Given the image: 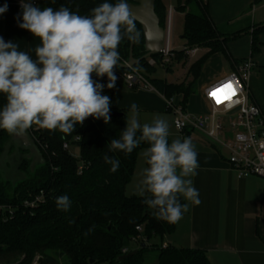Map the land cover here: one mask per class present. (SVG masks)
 <instances>
[{
  "label": "trees",
  "instance_id": "trees-1",
  "mask_svg": "<svg viewBox=\"0 0 264 264\" xmlns=\"http://www.w3.org/2000/svg\"><path fill=\"white\" fill-rule=\"evenodd\" d=\"M194 1H197L201 14L189 9ZM103 2L105 0H39L36 5L54 9L63 5L87 15ZM108 2L115 3L116 0ZM127 2L130 4L134 0ZM155 9L161 26L165 28L167 10L161 0H156ZM177 10L184 13L185 46L192 50L194 47L207 49L189 69L188 73L193 78L191 82L173 84L162 79H147L149 74L156 73L157 67L150 66L143 59L146 55L145 37L139 24L140 42L132 44L125 39L119 46V52L121 63L128 62L133 47V57L140 61L134 69L145 76L166 100L182 96L180 106L186 110L190 98L197 93L204 65L219 53L228 60L227 43L239 35L227 37L218 31L209 16L206 0H179ZM262 33L264 28H255L250 33L252 56L260 52L259 36ZM222 38L224 41H221ZM187 54L174 53L173 61L163 70L173 72V64L187 61ZM155 59L158 61L159 57ZM129 71L116 68L115 74ZM93 79L105 85L108 82L106 77L101 79L95 74ZM115 91V87H105L103 94L112 101ZM5 103L6 97L0 94V107ZM111 112L122 115L111 118L107 124L103 119L89 117L68 135L40 129L35 125L27 130L32 131L43 163L34 166L31 159H24L18 169L23 178L17 182L7 180L0 172V207H4L0 209V264H35L38 258L43 259L41 264H149L150 251L157 252L155 264H212L202 250L171 245L164 249V239L175 232L178 222L168 223L156 219L152 210L144 204L143 197L126 195L138 156L148 145L141 143L128 155L109 151L108 143L113 138H119L126 127L125 111L114 109L111 103ZM11 139L12 135L0 130V158ZM65 143L81 150V163L74 158L71 150L64 149ZM10 151L13 153L14 147ZM105 154L120 160L117 172H110V165L103 159ZM79 167H82L81 174ZM41 193L44 194L41 203L34 208L25 206L26 201H32ZM64 194L72 201L68 212L58 210L55 204L56 197ZM7 208L14 210L12 218ZM139 226L142 227L140 234L137 232ZM89 228H93L90 233ZM138 236L141 238L135 243L133 240ZM125 249L126 254L123 253Z\"/></svg>",
  "mask_w": 264,
  "mask_h": 264
},
{
  "label": "clouds",
  "instance_id": "clouds-1",
  "mask_svg": "<svg viewBox=\"0 0 264 264\" xmlns=\"http://www.w3.org/2000/svg\"><path fill=\"white\" fill-rule=\"evenodd\" d=\"M20 8L18 26L40 43L33 58L0 36V94L6 97L0 107V130L22 136L35 125L68 135L89 117L109 123L112 101L103 93L105 87L116 85L119 46L125 39L138 44L141 37L127 0H105L87 15L63 5L41 8L34 0H20ZM7 10L6 3L0 6V14ZM93 74L106 77L107 84L94 80ZM169 136L167 119L156 115L151 123H141L139 106L133 102L125 129L108 146L111 152L128 155L141 143L148 145L142 152L147 166L142 169L137 195L156 219L177 223L189 210V202L201 203L193 180L199 161L190 137L169 142ZM103 159L110 172L118 171L119 159L107 154ZM55 204L68 212L72 201L64 194L56 197Z\"/></svg>",
  "mask_w": 264,
  "mask_h": 264
},
{
  "label": "crops",
  "instance_id": "crops-1",
  "mask_svg": "<svg viewBox=\"0 0 264 264\" xmlns=\"http://www.w3.org/2000/svg\"><path fill=\"white\" fill-rule=\"evenodd\" d=\"M206 1L209 16L218 31L227 37L239 36L227 43L228 60L219 53L204 65L205 68L210 64H220L224 70L207 81L200 82V77L198 94L190 98L186 111L192 115L209 114L210 109L203 96L204 88L235 72L245 60L252 59L254 69L250 80V100L264 112V33L259 36L260 52L254 56L250 35L255 28L264 25V0ZM5 3L8 10L0 14V36L5 41L17 43L20 50L29 52L35 58L34 49L40 41L18 26L20 0H0V6ZM185 44L184 40L179 47ZM115 88L112 106L125 111L126 117L130 115V105L135 102L139 106L141 123H151L154 116L160 115L172 124L166 99L158 91L131 90L124 84H116ZM181 101L182 96L174 98L177 105ZM221 120L225 122L227 118ZM177 134L179 138H184L181 133ZM185 137L192 139L198 152L199 168L193 180L201 203L193 205L189 202V210L164 243L202 250L212 264H264V180L256 176L238 178L228 164V151L205 132H189Z\"/></svg>",
  "mask_w": 264,
  "mask_h": 264
},
{
  "label": "built area",
  "instance_id": "built-area-1",
  "mask_svg": "<svg viewBox=\"0 0 264 264\" xmlns=\"http://www.w3.org/2000/svg\"><path fill=\"white\" fill-rule=\"evenodd\" d=\"M38 1L34 0V3L37 4ZM174 14V9L167 12L165 38L162 52L158 56L159 60L155 58L147 60L152 67L163 68L174 59ZM253 69V60L247 59L236 68L235 72H231L204 88L203 96L209 106V114L192 115L180 105L175 104L174 100H166V105L167 111L172 115L173 128L183 137L189 132H205L219 146L228 151V164L236 172L238 178L256 176L264 180V115L263 111L250 100V80ZM116 76L118 77L116 84H124L128 89L155 90L145 76L134 68ZM223 118H227L228 122H223L221 120ZM227 128L230 131H227ZM28 132L33 137L32 131ZM64 149L70 151L71 144L65 143ZM79 173H82V167H79ZM43 199L44 194L41 193L32 201H26L24 204L34 208ZM7 209L8 215L12 218L14 210ZM137 232L142 233V227H137ZM139 238L141 237L138 236L133 241L136 243ZM168 246L164 243L163 248L166 249ZM123 253L126 254L127 250H123Z\"/></svg>",
  "mask_w": 264,
  "mask_h": 264
},
{
  "label": "rangeland",
  "instance_id": "rangeland-1",
  "mask_svg": "<svg viewBox=\"0 0 264 264\" xmlns=\"http://www.w3.org/2000/svg\"><path fill=\"white\" fill-rule=\"evenodd\" d=\"M161 1H162V4L165 6L167 12H169L170 9L175 10V14L173 15V25H174L173 41H174L175 48H178L184 42V39H183L184 30H185L184 13L177 10L178 6H179V0H161ZM184 2H183V4H184ZM189 9L192 10V12H194L196 14L202 13L199 9V5L197 4V1H194L193 3H191L189 5ZM206 52H207V49H203V48L191 50L187 54V56H188L187 61H183L181 63H174L173 64V66L171 67L173 72L167 73V72H165V70H163V68L157 67L156 73L149 74L148 75L149 78L147 77V79L148 80H150V79H162V80H166L168 83H173V84H179L182 82L189 83L193 80V78L188 73L191 65L194 64L197 60H199ZM223 70L224 69L222 66H220V64H210L209 66L204 68L203 77L201 75L200 82L207 81V80L211 79V77L219 75L220 73L223 72ZM200 82H199V84H200ZM197 92H198V90H197ZM227 122H228V120L225 121V123H227ZM169 126H170L169 139L172 140L175 138H179V136L176 132L177 130H175L173 128V125L171 124V122L169 123ZM227 131H230L229 128H227ZM13 144H15V143H13ZM15 146H16V150L21 152V146L17 143L15 144ZM143 150L140 152V154L138 156V161H137V165H136V169H135L133 178L126 188V195L128 197H134V196L140 197L139 195H137V185L141 179L142 169L147 166L145 163L144 157L142 156ZM71 152L74 155V158L78 161V163H81V150L78 147L74 146L71 148ZM21 155H22L21 153H16V154L10 153V154H8V157H7L8 160L7 161H9V162L7 163V161H6V164H7L6 167H7V169L8 168L10 169L9 171H11V169H12L10 163L12 165L13 164L15 165L17 163L16 160L21 158ZM12 159H14V160H12ZM7 169L6 170L3 169L4 171L0 170V172L3 174L4 178L5 177L7 178ZM10 179L15 180L17 178L11 177ZM131 248H134V246H132ZM156 257H157V252L156 251H150L147 263L155 264L156 263Z\"/></svg>",
  "mask_w": 264,
  "mask_h": 264
},
{
  "label": "water",
  "instance_id": "water-1",
  "mask_svg": "<svg viewBox=\"0 0 264 264\" xmlns=\"http://www.w3.org/2000/svg\"><path fill=\"white\" fill-rule=\"evenodd\" d=\"M130 9L133 13L134 19L137 21V24H139L142 28L144 37H145V50L146 55L143 59L148 60L150 58H155L159 56L162 52L164 38H165V29L161 26L160 18L158 17L156 13V0H134L133 3L129 4ZM258 28H264V25L258 27ZM184 39V38H183ZM221 41H224V38L221 39ZM133 48V47H132ZM131 48V54L130 59L128 62L120 63L118 68H121L123 70H128L131 68H134L140 61L135 60L133 57ZM194 49H198V47H194ZM193 49V50H194ZM192 50L191 47L183 46L178 47L174 49L175 53H188ZM122 114L119 112H111L110 116L111 118H116L121 116ZM17 143L21 146V152L16 150V146L13 143ZM11 147H14V154L21 153V158H19L17 163L14 165H11V171L10 169H7L6 161L8 160V154H10ZM24 151V153H22ZM24 159H31L33 161L34 166H38L43 163V160L41 158V155L36 147L35 141L33 140L30 133L27 131L22 136H12V139L5 151V153L0 158V170L4 171L7 169V180L12 182H17L23 178V175H21L18 171L20 163ZM14 160V159H12ZM9 161H7L8 163ZM4 170H3V169ZM6 168V169H5ZM11 177H15L17 179L11 180ZM43 262L42 258H38L35 262V264H41Z\"/></svg>",
  "mask_w": 264,
  "mask_h": 264
}]
</instances>
